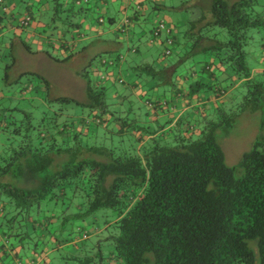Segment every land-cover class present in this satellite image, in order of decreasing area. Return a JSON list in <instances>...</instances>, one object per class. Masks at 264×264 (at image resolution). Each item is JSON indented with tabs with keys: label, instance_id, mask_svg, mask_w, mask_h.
Wrapping results in <instances>:
<instances>
[{
	"label": "trees",
	"instance_id": "obj_1",
	"mask_svg": "<svg viewBox=\"0 0 264 264\" xmlns=\"http://www.w3.org/2000/svg\"><path fill=\"white\" fill-rule=\"evenodd\" d=\"M12 1L0 0V31L17 28L14 38L19 31L29 52L37 18L45 23L35 31L48 29L54 39L50 31L65 24L67 15L69 25L59 33L65 60L75 57L71 51L82 48L83 39L91 44L102 39L92 25L85 34L79 31L88 21H76L86 11L82 0H39L36 11L30 3L15 26ZM156 1L134 0L138 5L131 14L122 8V44L128 42V29L135 32L147 13L168 7L166 0ZM169 1L167 9L186 15L169 22L158 13L167 26L162 43L170 55L143 63L146 48L128 42L130 53L123 58L135 77L146 79L141 85L121 79L126 87L114 90L113 100L103 82L87 78L86 68L79 72L86 81V102L54 95L50 82L37 74L40 80L35 78V85L29 80L19 92L0 82V264H22L28 258L26 252L20 256L24 243L12 244L15 237L29 239L20 233L24 228L38 234L41 254L51 246H71L74 264H264V69L255 71L248 51L255 32L264 33V1ZM92 7L94 13L101 8ZM108 12L98 16L94 27L99 32L102 15L107 13L110 25L116 20L115 11ZM153 20L159 23L158 16ZM158 23L149 27L154 40L163 34L156 35ZM221 31L227 39H220ZM70 32L71 38L76 33L73 41L67 39ZM7 41L0 36V59L13 55ZM10 42L14 48L17 40ZM88 66L95 75V66ZM183 71L188 93L179 86ZM4 80L9 81L8 74ZM203 94L208 96L202 107L168 119L172 111L179 112L169 98L196 105ZM257 112L262 114L261 135L238 164L228 165L220 138L243 114ZM156 113L166 119L157 120ZM88 220L96 233L76 227L75 243L57 236L60 226L64 232L66 224ZM95 235V243L88 241Z\"/></svg>",
	"mask_w": 264,
	"mask_h": 264
},
{
	"label": "rangeland",
	"instance_id": "obj_2",
	"mask_svg": "<svg viewBox=\"0 0 264 264\" xmlns=\"http://www.w3.org/2000/svg\"><path fill=\"white\" fill-rule=\"evenodd\" d=\"M102 1V0H101ZM207 1V0H206ZM234 1V0H231ZM264 0H261L263 2ZM35 4L34 11H36L39 3V0H13L12 5L10 6L12 11L10 13H14L13 16L16 18L14 21V25L19 22L18 19H22L27 14V6L28 4ZM171 2L169 0H166L164 4H166L168 7H171ZM174 4H178V0H174ZM38 4V5H37ZM92 5H87L85 0H82V6L85 7L86 11L83 16L77 17L76 21L80 22L83 19H87L86 21L88 24L90 23L93 27L96 24L98 20V16H101L100 13L105 12L106 10H109L108 13L112 14L111 12H114V15H116L115 19L118 22L124 21V16L122 14H125V12H122V8L128 7V10H131L129 13H132V10L136 9V4L134 0H103L100 4V0H91ZM98 4L100 10L98 9V13H94V8L92 6ZM163 4V3H162ZM262 5H264L262 3ZM175 6V5H174ZM167 7V8H168ZM164 10H155L151 14H146V24L144 26V23L141 22L140 24H137L135 28V33H142L141 30L144 26V30L147 32L149 27L152 25L151 22L154 19V16H158V21H154V23L160 24L162 20H159V14L160 17H165V19L171 20L173 17V21L177 22L179 20L185 19L186 15L185 13L181 12L177 9L173 11L172 9ZM41 10L43 9L40 8ZM119 11V14L117 13ZM148 12V11H147ZM174 12H177V15ZM87 14H89L87 16ZM102 15L104 24L100 26V31H105L104 37L100 39V41H97L96 43H86L85 41L87 39H83V42H81L82 46H85L86 48H79L77 49L75 57H73L70 60H65V56L62 54L63 49L59 47L58 43L55 47L53 42H61L59 37H62L60 35V31L63 29H66L64 25H69L67 21V15H64V21L65 24L59 23L57 30H54L53 32L50 31V34L53 35L54 39H51L50 35L47 36V33L49 30L46 31L42 29V32L40 31H31L32 35L36 34L37 38L34 40H29L27 43L29 45L28 48H30L32 51H27L23 44L20 42L19 34L17 32V37H15V32L17 31V28H14L13 30H5L0 31V36L2 39H5L6 45L8 46L11 51H13V55L15 53L16 62L13 60V55H9L8 57H3L0 59V82L3 84V81H5L4 85H10L11 89H14L15 91L22 87V84H28L29 80L32 84H36V79H39L38 77H34L33 74H37L45 79H47L50 82L51 90L54 95L57 96H68L70 98L76 99L79 102H86L87 96H86V81L79 76V72H84V68L86 73L89 72L87 78L91 79L92 82H103L106 87H108V98L109 100H113L111 97L113 95L114 90L123 91L126 86L122 85L120 83V80L123 79L125 82H127L126 85L129 83H133L134 81H137L139 83H142V78H137L135 76L131 77V79L127 81V74L128 71L125 67V60L123 57L128 56L130 51L128 50V42L133 43L135 45H142L143 42H140L138 39L136 40H130L126 42V44H122L123 37L118 33H110L111 30L115 28V26L112 28V25L109 24L108 21V15ZM144 14V13H143ZM143 14L140 16V20L144 19ZM10 15V14H9ZM18 17V19H17ZM51 17V16H50ZM172 21V20H171ZM45 23V20H43ZM8 24V21H6L5 25ZM86 23L79 29V31L82 34L87 33L88 31L85 28ZM17 26V25H16ZM102 27V28H101ZM37 30V29H36ZM40 30V28L38 29ZM163 33V31H162ZM49 34V33H48ZM35 36V35H34ZM45 36L46 39H51L53 42H49L45 48L42 46L41 37ZM78 36V35H77ZM227 32L221 31L220 33V39L225 40L227 39ZM264 36V33H262V37ZM117 37L120 38V41H117ZM261 35H259L258 32H255L254 38V44H251L248 47V51L250 52V55L252 57L251 64L253 62L254 53L260 52V54L257 53V57L261 60V62L264 63V49L261 47V42L264 40V37L262 38ZM10 39H15L17 42L15 43L16 46L14 48H11V42ZM68 41H72L71 39V32L67 35ZM55 40V41H54ZM121 42L120 45H113L112 42ZM39 42V44H38ZM115 44H118V43ZM104 47L111 48L112 50L110 52H100L101 49ZM156 49L158 47H155L151 49L153 53H156ZM147 50V49H146ZM256 51V52H255ZM29 52V53H28ZM149 50L146 51L147 55L144 57V63H152L155 60L159 58L158 56H153V53H148ZM9 53V52H8ZM100 53V55H98ZM175 53V51H173ZM49 54V55H48ZM100 57H103L104 60H101ZM119 57H121L119 61ZM171 58V56H169ZM176 58L175 55L172 56L169 61H172ZM56 59L61 60V62L58 63ZM251 59V58H250ZM63 61V62H62ZM16 63V64H15ZM92 63L95 67H97L104 75H98L99 78H97L95 75H93L89 70V64ZM10 66V68L8 67ZM13 66V67H12ZM191 65L188 63L185 67L189 68ZM125 67V68H124ZM184 68V67H183ZM182 68V69H183ZM181 69V70H182ZM8 74V79L4 80L5 76ZM23 75V76H22ZM102 77V78H101ZM36 78V79H35ZM101 79V80H100ZM20 80L17 84L15 81ZM106 80V81H103ZM13 82L14 84H11ZM132 101H136L135 99H132ZM261 122H262V114L260 112L257 113H245L242 115L239 123L237 126L230 132L228 135H224L220 138V143L222 145V148L226 155V161L228 165H236L238 164L243 155L248 152L251 148L255 140L261 135ZM77 222V223H75ZM73 224H66L64 228L66 229L64 232H61L63 229L62 226H60V230L57 233V236L60 239L68 240L74 238V243L76 242V237L78 236L77 233H73L72 230L76 227H88L90 230L93 229L92 232L96 233V226L94 225L93 221L88 220L87 222H81L78 223V221H75ZM79 224V225H78ZM99 225V224H98ZM97 225V227H98ZM100 227L99 229L102 230V237L106 236L105 229L103 228V221L100 220ZM32 230V228H30ZM24 231V232H23ZM20 233H26L28 234L29 239H20L13 238V243L15 246L21 247V244L24 243L26 245V248L21 252L20 256H23L24 253H27V257L22 264H74L72 260V253H69L71 246L63 247V249L60 250V248H53L54 246L50 247V250L47 249V253H39L40 248L43 244L41 242H38L41 240L35 232L32 231V233L29 231V228H24L21 230ZM99 235V236H100ZM54 244L57 246V242L53 240ZM88 241L91 243H95L97 241V235L92 236ZM55 249V250H54ZM39 251V252H37ZM56 254V255H55ZM40 258L44 259L41 260ZM28 259V260H27ZM18 264V263H16ZM20 264V263H19Z\"/></svg>",
	"mask_w": 264,
	"mask_h": 264
},
{
	"label": "crops",
	"instance_id": "obj_3",
	"mask_svg": "<svg viewBox=\"0 0 264 264\" xmlns=\"http://www.w3.org/2000/svg\"><path fill=\"white\" fill-rule=\"evenodd\" d=\"M164 2V0H157L156 1V3L157 4H162ZM143 15H145V14H143ZM11 15H9V17H10ZM12 17V16H11ZM13 18V17H12ZM155 18H157V16L155 15ZM17 19H18V17H17ZM125 19V18H124ZM15 21V17L13 18V21H11V22H14ZM40 20L37 18V22H39ZM152 21H155V20H152ZM37 22H33L32 23V26H31V29H30V31H33V30H36V29H38L39 27L38 26H43L44 25V23H37ZM141 22H143L144 23V26H145V24H146V21H141ZM169 22H170V20H169ZM13 24V23H12ZM90 23L88 24V23H86V29H89V30H91L90 29ZM115 26V28L113 29V30H111V32L110 33H119L121 30H122V28H124L123 26H124V22L123 21H121V22H117L116 20H115V22H114V24H112V28ZM136 26V25H135ZM144 26L142 27V33H140V34H138V33H135V32H133L131 29H128V34H127V39H128V41H130V40H136V39H138L140 42H143L142 43V46H143V48H146L147 50H149V52L148 53H153L152 51H151V49H153V48H155V47H158V49H156V53H153V56H158L159 55V58H161V59H163L164 57H163V55H162V53L164 54L165 53V50L167 49V47H165L164 46V44L165 43H162L163 42V40H165L168 36H166V34L165 33H163L162 34V36H160L159 37V39H157V40H154V38H153V34H152V32H151V28H153L154 26L153 25H151V28H149L148 29V31L146 32L145 30H144ZM137 27V26H136ZM102 28V27H101ZM94 31H96V32H98V35H101L102 37H104V34H105V31H103L102 32V30L99 32L98 30H97V28H95V27H93L92 28ZM125 29V28H124ZM133 32V33H132ZM120 34H123V33H120ZM76 35V33H74L73 32V38H72V41H73V39H74V36ZM123 38H125V35H123L122 36ZM36 37L34 36V35H32V33L30 34V36H29V40H34ZM126 39V38H125ZM124 40V39H123ZM48 39H46L45 38V36H43V37H41V44H42V46H44V48H45V46L48 44ZM118 41H120V38H118ZM117 42V41H116ZM116 42H112L113 43V45H120V42H117L118 44H115ZM54 44H55V47L57 46V43H58V45H59V43L60 42H53ZM38 44H39V42H38ZM76 44V43H75ZM74 44V45H75ZM73 45V46H74ZM261 47H263V49H264V40H262V42H261ZM81 47L84 49V48H86L85 46H82L81 45ZM112 49L109 47V48H107V47H104L103 49H101L100 50V52H105V53H107V52H110ZM32 51V50H31ZM30 51V52H31ZM76 51H78L77 49H75L74 51H71L72 52V54H75L76 53ZM256 52V51H255ZM67 52H65V51H62V54L65 56V57H67V54H66ZM257 53L258 54H260V52H256V53H254V58H253V62H252V66L255 68V71L256 72H260V71H262L263 69H264V63L263 62H261V60L256 56L257 55ZM99 55H100V53H99ZM76 56V55H75ZM142 60H140L141 62H143L144 63V55H142ZM65 59V58H64ZM101 60L103 59L104 60V58L103 57H101L100 58ZM141 59V58H140ZM165 59V58H164ZM58 61V63L59 62H61V60H57ZM137 62L139 61L138 59L136 60ZM63 62V61H62ZM136 63V62H135ZM160 63L162 64V65H165V61H160ZM90 65V64H89ZM125 67H126V69H127V71H128V74H127V81L128 80H130L131 79V77H133V76H135V74L132 72V70L130 69L131 68V65H129V64H127V63H125ZM124 67V68H125ZM95 70L97 71V72H95V75H104L98 68H95ZM132 74V76L130 77V75ZM186 73L183 71L182 72V76H183V80H181L180 78H179V86L180 87H182V88H185L186 89V93H188V91H187V89H188V82H187V78H186V76H184ZM141 78V77H140ZM146 78H142V81L143 80H145ZM123 80V79H122ZM134 83H136V84H139V85H141L142 83H139V82H137V81H134ZM148 87H150L151 86V84L150 83H148V85H147ZM137 94H138V92H137ZM139 95V94H138ZM144 95H145V93H144ZM158 96H160V95H158ZM203 99H201V100H198L199 102H198V104H196V105H193V103H192V101H190V100H188V99H185V101L183 100V101H174L175 99L174 98H169V102H172V104H176L177 106H178V110H179V112L178 111H172V114H170L169 116H167L168 117V119H171V118H175L176 116L178 117L179 115H181V113L183 112L184 113V111H191V109L192 108H194L195 109V107L196 106H201L202 107V104H204V102L206 101V100H204L205 99V97H207L208 95H206V94H203ZM161 97V96H160ZM213 100V101H212ZM210 104H212L213 102H214V99L211 97V100L210 99H208L207 100ZM193 102H194V100H193ZM189 104V105H188ZM181 110V111H180ZM183 110V111H182ZM158 116H157V120H163V119H166L165 117H164V113L163 114H161V113H156ZM176 117V118H177Z\"/></svg>",
	"mask_w": 264,
	"mask_h": 264
},
{
	"label": "built area",
	"instance_id": "obj_4",
	"mask_svg": "<svg viewBox=\"0 0 264 264\" xmlns=\"http://www.w3.org/2000/svg\"><path fill=\"white\" fill-rule=\"evenodd\" d=\"M167 26L164 25V23L158 24V30L156 31V35L158 36L160 32L164 31ZM167 54H170V51L166 52Z\"/></svg>",
	"mask_w": 264,
	"mask_h": 264
},
{
	"label": "clouds",
	"instance_id": "obj_5",
	"mask_svg": "<svg viewBox=\"0 0 264 264\" xmlns=\"http://www.w3.org/2000/svg\"><path fill=\"white\" fill-rule=\"evenodd\" d=\"M167 51H168V50H166L164 54H166V55H170V54H167V53H166Z\"/></svg>",
	"mask_w": 264,
	"mask_h": 264
}]
</instances>
